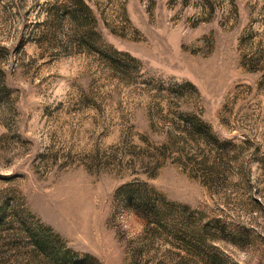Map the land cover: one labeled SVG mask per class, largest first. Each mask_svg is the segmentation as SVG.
Returning <instances> with one entry per match:
<instances>
[{
  "label": "rangeland",
  "instance_id": "374dc122",
  "mask_svg": "<svg viewBox=\"0 0 264 264\" xmlns=\"http://www.w3.org/2000/svg\"><path fill=\"white\" fill-rule=\"evenodd\" d=\"M1 218L72 264H264V0H0Z\"/></svg>",
  "mask_w": 264,
  "mask_h": 264
},
{
  "label": "trees",
  "instance_id": "16d2710c",
  "mask_svg": "<svg viewBox=\"0 0 264 264\" xmlns=\"http://www.w3.org/2000/svg\"><path fill=\"white\" fill-rule=\"evenodd\" d=\"M24 223L22 221L20 232L16 221L0 219V228L8 231V234L2 231L0 235V261L3 260L0 264H72L73 249L51 227L33 224L27 227L28 234H22ZM188 237L196 241L194 252L205 245L202 237L194 238L190 232Z\"/></svg>",
  "mask_w": 264,
  "mask_h": 264
}]
</instances>
